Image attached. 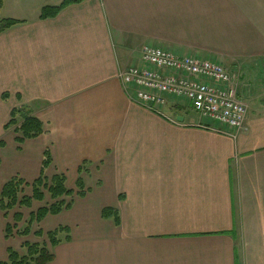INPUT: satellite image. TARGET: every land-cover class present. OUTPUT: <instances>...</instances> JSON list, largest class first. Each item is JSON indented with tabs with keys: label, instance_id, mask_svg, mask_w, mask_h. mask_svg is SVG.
I'll use <instances>...</instances> for the list:
<instances>
[{
	"label": "crops",
	"instance_id": "0c3cea01",
	"mask_svg": "<svg viewBox=\"0 0 264 264\" xmlns=\"http://www.w3.org/2000/svg\"><path fill=\"white\" fill-rule=\"evenodd\" d=\"M0 0V185L63 174L71 208L48 264H264V0ZM144 46L218 62L240 81L245 130L198 127L170 100L158 116L120 75ZM28 107L43 133L6 129ZM176 116L183 122H176ZM118 212L119 225L101 212ZM0 211V262L13 250ZM68 238V239H66Z\"/></svg>",
	"mask_w": 264,
	"mask_h": 264
},
{
	"label": "built area",
	"instance_id": "2783aa9c",
	"mask_svg": "<svg viewBox=\"0 0 264 264\" xmlns=\"http://www.w3.org/2000/svg\"><path fill=\"white\" fill-rule=\"evenodd\" d=\"M119 81L133 88L136 104L158 116L170 100H181L182 108L208 122L198 127L225 135L245 130L248 106L238 92L240 78L218 62L144 46L141 67L128 68Z\"/></svg>",
	"mask_w": 264,
	"mask_h": 264
},
{
	"label": "trees",
	"instance_id": "16d2710c",
	"mask_svg": "<svg viewBox=\"0 0 264 264\" xmlns=\"http://www.w3.org/2000/svg\"><path fill=\"white\" fill-rule=\"evenodd\" d=\"M76 1H64L60 6L43 9L40 19L52 18L56 16L61 9ZM1 9V3H0ZM19 22L0 17V34L17 25ZM13 128L16 134V142L21 145L27 140L36 139L43 133L42 123L33 115L26 106H20L12 110L10 120L6 129ZM49 151L46 150L43 155L42 169L40 176L31 184H26L22 179L14 177L4 185H0V211L7 218L12 214V222L6 225V238H12V230L22 221L21 210L31 209L33 203H42L45 196L48 195L51 203L45 207H40L35 213H30V221L27 223L24 232L20 233L24 237L30 234V225L35 223L40 225L47 216H57L71 208L74 196L82 197L84 195L81 182L76 183L77 191L74 192L66 187V178L63 174H55L51 178L45 176V170L51 165ZM26 188L31 190L30 195H26ZM103 219H112L116 225H119V216L116 210L104 209L101 212ZM66 230L60 227L53 232H46L45 236L51 251L40 248L38 244L25 243V254L20 256L12 249L7 250V259L0 264H48L53 259L52 251L57 247L61 240L59 235ZM44 232L40 229L35 233L36 237H42ZM68 239V238H66Z\"/></svg>",
	"mask_w": 264,
	"mask_h": 264
},
{
	"label": "rangeland",
	"instance_id": "374dc122",
	"mask_svg": "<svg viewBox=\"0 0 264 264\" xmlns=\"http://www.w3.org/2000/svg\"><path fill=\"white\" fill-rule=\"evenodd\" d=\"M177 103L180 106H184V102H182L181 100H179ZM181 111H182L181 114L187 115L191 121L200 119L199 115L190 109L182 108ZM25 192H26L25 193L26 195L31 194V190L28 188L25 190ZM50 203H51V200H50L49 196L46 195L45 200L42 203H33V206L31 207V209L21 210L20 214L22 216V221L16 226V229L12 230V233H11L12 238L14 240L13 250L16 253H18L20 256H23L25 254V248H23L24 247L23 245L25 243H28V244H35L36 243L39 245L40 248H45L49 252L51 251V248H50L49 243L47 242V239L45 236L46 232L43 231L44 234L40 238L36 237V235H35V233H37L42 228V226L37 225L35 223H32L30 225V231H31L30 234L26 237H24L23 235H20V233L24 232L23 230H25L27 223L30 221V216H29L30 213H35L37 209H39L40 207H45ZM8 219H9L8 221L10 222V224H13L12 214L9 215ZM63 235H65V234H63ZM63 235H59V239L62 241L64 240Z\"/></svg>",
	"mask_w": 264,
	"mask_h": 264
},
{
	"label": "water",
	"instance_id": "95a60500",
	"mask_svg": "<svg viewBox=\"0 0 264 264\" xmlns=\"http://www.w3.org/2000/svg\"><path fill=\"white\" fill-rule=\"evenodd\" d=\"M261 104H262V106H264V99L261 101ZM176 121L179 122V123H182L183 122V118L180 117V116H176Z\"/></svg>",
	"mask_w": 264,
	"mask_h": 264
}]
</instances>
